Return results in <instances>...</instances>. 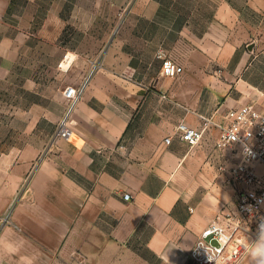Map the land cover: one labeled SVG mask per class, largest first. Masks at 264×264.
Here are the masks:
<instances>
[{"label":"crops","instance_id":"crops-1","mask_svg":"<svg viewBox=\"0 0 264 264\" xmlns=\"http://www.w3.org/2000/svg\"><path fill=\"white\" fill-rule=\"evenodd\" d=\"M213 1L202 31L192 26L195 10L185 14L176 0L131 1L110 40L82 55L75 83L86 85L70 113L72 138L56 136V118L42 131L40 101L27 123L18 103L11 119L1 117L0 264L56 263L94 233L98 248L107 236L150 264H195L201 231L236 208L220 166L239 153L216 147V127L192 146L176 125L264 104V0ZM160 53L183 71L165 76ZM239 264H252L248 252Z\"/></svg>","mask_w":264,"mask_h":264},{"label":"rangeland","instance_id":"rangeland-1","mask_svg":"<svg viewBox=\"0 0 264 264\" xmlns=\"http://www.w3.org/2000/svg\"><path fill=\"white\" fill-rule=\"evenodd\" d=\"M8 2L9 6L2 14V6L4 10L6 2L0 0V119L2 116L11 119L18 103L19 107H23L21 115L27 123L33 116V101H40V107H35L34 112L39 111L45 118L41 127L42 131H46L50 128L46 118L60 121L66 113L68 101L65 97L61 99L60 90L65 85L77 84L76 75L82 66H86L82 55L101 49L110 40L117 27L126 20L130 2ZM175 4L185 14L195 10L191 14L195 21L192 26L200 31L216 5L213 0H176ZM166 16L167 13L164 20L172 18ZM241 49H247V46L243 45ZM65 56H68L66 60ZM89 239L91 244L85 243L88 240L86 237L77 238L70 247L71 251L58 253L56 263L51 261L50 264H150L136 251L128 250L119 243L113 245L107 236L105 246L99 248L97 233ZM46 258L43 260L46 261Z\"/></svg>","mask_w":264,"mask_h":264},{"label":"built area","instance_id":"built-area-1","mask_svg":"<svg viewBox=\"0 0 264 264\" xmlns=\"http://www.w3.org/2000/svg\"><path fill=\"white\" fill-rule=\"evenodd\" d=\"M162 56V73L176 77L183 66L172 57ZM68 56H65V60ZM86 82L69 84L64 90L68 109L59 121L56 136L72 138L75 135L70 113L85 89ZM216 127L219 136L216 147L239 153V159L220 166L236 193V208L216 216L201 231L190 251L195 264H239L250 250L258 233L264 229V104L248 101L228 108L221 118L203 117L201 126L185 121L176 125L179 137L190 145L202 141L206 132ZM171 141V136L165 139ZM125 198L131 194L126 193ZM215 241V242H213Z\"/></svg>","mask_w":264,"mask_h":264},{"label":"clouds","instance_id":"clouds-1","mask_svg":"<svg viewBox=\"0 0 264 264\" xmlns=\"http://www.w3.org/2000/svg\"><path fill=\"white\" fill-rule=\"evenodd\" d=\"M248 255L252 264H264V229L259 231L257 239L252 242Z\"/></svg>","mask_w":264,"mask_h":264},{"label":"snow or ice","instance_id":"snow-or-ice-1","mask_svg":"<svg viewBox=\"0 0 264 264\" xmlns=\"http://www.w3.org/2000/svg\"><path fill=\"white\" fill-rule=\"evenodd\" d=\"M61 67H64L63 65H61Z\"/></svg>","mask_w":264,"mask_h":264},{"label":"water","instance_id":"water-1","mask_svg":"<svg viewBox=\"0 0 264 264\" xmlns=\"http://www.w3.org/2000/svg\"><path fill=\"white\" fill-rule=\"evenodd\" d=\"M213 242H215V241H213Z\"/></svg>","mask_w":264,"mask_h":264}]
</instances>
